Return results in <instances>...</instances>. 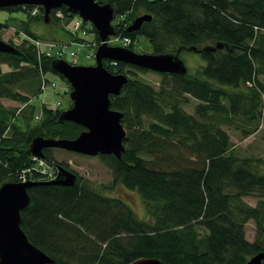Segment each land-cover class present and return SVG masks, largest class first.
Wrapping results in <instances>:
<instances>
[{"label":"trees","instance_id":"1","mask_svg":"<svg viewBox=\"0 0 264 264\" xmlns=\"http://www.w3.org/2000/svg\"><path fill=\"white\" fill-rule=\"evenodd\" d=\"M96 1L114 8L116 35L131 39L129 49L135 51L138 36L144 35L152 54L206 49L201 53L206 65L195 75L159 74L163 80L155 89L137 78L139 71H150L104 62L112 74L129 77L122 94L111 98V108L125 115L127 136L121 159L99 158L112 171V188L120 184L139 194L146 219L122 199L104 194L107 187L98 189L74 172V186L28 190L31 202L22 212V229L54 264H131L142 258L164 264H247L264 253V173L258 160L236 154L223 126L241 127L246 139L264 120V0ZM29 8L0 10L29 16ZM40 10L19 28L35 39H44L31 26L44 23ZM61 10L71 16L66 8ZM144 15L152 21L129 33L130 25ZM52 19L61 25L54 14ZM8 29L0 23L1 39ZM92 32L100 45L93 26ZM9 44L20 54L0 53V188L22 183L20 173L33 168L28 149L34 138L75 139L84 131L59 122L66 110L62 107L44 106L34 128L10 123L17 115L25 122L34 119L31 98L20 89L28 85L40 94L44 78L54 72L53 58L40 55L29 40ZM4 64L10 72H3ZM190 97L198 101L194 115L183 108ZM3 99L26 107L17 114L2 105ZM144 119L150 122L147 126ZM251 126L253 130L247 128ZM44 153L57 167L71 170L55 159L53 150ZM26 177V182H50L36 171ZM252 196L259 198L256 206L245 201ZM250 222L256 227L253 242L246 237Z\"/></svg>","mask_w":264,"mask_h":264},{"label":"water","instance_id":"2","mask_svg":"<svg viewBox=\"0 0 264 264\" xmlns=\"http://www.w3.org/2000/svg\"><path fill=\"white\" fill-rule=\"evenodd\" d=\"M36 6L44 10V24H54L52 12L66 8L73 15L90 23L101 42L96 51L95 65L77 66L66 60L52 61L54 73L63 77L71 87L72 107L63 111L59 122H71L84 128L75 139L36 137L32 140L28 154L46 159V149H59L86 157L115 156L121 159L125 153L124 141L127 131L122 123L124 114L111 108V98L122 94L129 82L123 74H112L105 61H117L157 74L184 76L188 68L181 60L182 51L201 54L206 49H179L176 54L136 53L122 46H111L109 40L116 36L113 25L115 10L110 4L96 0H0V9ZM151 15L137 18L128 32L139 31ZM0 53L19 55L15 46L0 38ZM58 176L50 182L6 183L0 188V264H54L44 252L35 247L22 229V212L31 202L28 190L39 185L74 186L77 175L58 165ZM131 264H164L158 259H138ZM247 264H264V253L252 257Z\"/></svg>","mask_w":264,"mask_h":264},{"label":"rangeland","instance_id":"3","mask_svg":"<svg viewBox=\"0 0 264 264\" xmlns=\"http://www.w3.org/2000/svg\"><path fill=\"white\" fill-rule=\"evenodd\" d=\"M28 20L29 16L24 12H10L7 10H0V23L9 26V30L4 31L2 40L7 43L12 41L16 45H19V41L17 40L18 38L16 37V30H19L22 22ZM77 20L78 16L75 15L72 20H63L61 22V25H58L56 23H50L46 25L42 22H32L31 26L33 32L44 37V39L46 38L51 40L63 41L64 39L69 38V31L72 27V24ZM88 25L91 24L88 23ZM56 30L64 38H58L55 32ZM92 37H95V35ZM114 38L115 37L111 38L110 44L113 43ZM137 44L141 47V52L144 51L147 54H152V46L146 36L139 35L137 38ZM73 51L79 52L78 47L67 46L65 49V52L68 54ZM84 52L85 50L80 52L81 56L78 60H76L77 65H84ZM180 58L188 68V73L190 75H195L197 71L201 69V67H204L206 65L201 54L188 50L182 51ZM68 61L73 62L71 58H68ZM92 64H95V62H93ZM2 69L3 72L11 71V68L7 64L2 65ZM45 78L49 82L55 83L56 87L53 88L51 83H49L43 92L36 95L32 91H30L28 85L20 89L23 94L30 96L32 106L30 107V110L33 111L34 109L35 115L42 113L41 109L43 107V104H45L46 107L55 108L58 103H61L63 105V109H67L71 104L70 95L66 94L65 92V88L68 87L66 81L56 73H49ZM137 78L143 83L154 87L155 89L160 88L163 80V77L161 75L151 71H139ZM260 79L262 82H264V76L260 77ZM33 86L35 87V85ZM197 104L198 101L190 97L189 103L183 105V108L188 114L194 115L195 107L197 106ZM22 105L23 104L15 106L14 108L7 107V109L17 112ZM24 119V116L17 115L15 119H13V117H10V123L14 121L17 126H20L22 128H26L28 125L32 128L38 126L34 119H29L26 122L24 121ZM241 120L243 121V119ZM144 123L147 126L150 122L149 120L144 119ZM223 128L229 133L231 140L236 147V154L242 158L253 157L256 161L258 160L259 162L257 163V165L260 168V171L264 173V120L260 122L259 130L246 139L243 138V129L241 127L238 128L236 125H225L223 126ZM247 128L249 130H253V126ZM53 155L58 162L67 163L72 172H75L80 177L88 180L94 187L98 189H101L102 186L107 187V189L103 190L104 194L125 201L129 206L132 207V209L140 219L147 218L145 205L137 192L128 190L120 184L116 185L113 188L111 187L113 183L112 171L104 164V162L99 157H86L59 149H54ZM245 201L252 206H256L259 198H256L255 196L246 197ZM255 235V224L253 222H250L246 225V237L250 242H253L255 240Z\"/></svg>","mask_w":264,"mask_h":264},{"label":"built area","instance_id":"4","mask_svg":"<svg viewBox=\"0 0 264 264\" xmlns=\"http://www.w3.org/2000/svg\"><path fill=\"white\" fill-rule=\"evenodd\" d=\"M31 16H38L40 14V9L38 7H34L29 10ZM55 18L58 20H64L66 15L62 11L55 12ZM71 41L68 44H58L50 41H42V40H33L32 43L35 45L37 52L41 55H45L49 58H57V59H66L71 58L73 60V64H76V60L81 56L80 52L85 50L83 60L84 65H92L95 61L96 50L99 46V43L94 40L92 37V29L89 25H87L82 19L78 18L72 24L70 29ZM23 38L30 39L27 35L22 33ZM19 42L22 39H17ZM131 39L128 37H115L113 40V45H121L124 47H128L131 45ZM67 46H75L78 47L79 52H71L70 54L65 52ZM140 48L136 47V51H139ZM113 66H117L119 62L115 61L111 63ZM47 82L45 79L43 80L42 89L44 90L47 87ZM52 87H56L55 83H51ZM61 104H58L56 107L59 108ZM42 119V114H39L35 117V120L39 122ZM35 165L32 169H28L20 173L19 179L22 183L27 181V175L32 171H36L37 173L42 174L47 181H53L58 176V169L54 165V163H50L44 159H40L37 157L32 158Z\"/></svg>","mask_w":264,"mask_h":264},{"label":"crops","instance_id":"5","mask_svg":"<svg viewBox=\"0 0 264 264\" xmlns=\"http://www.w3.org/2000/svg\"><path fill=\"white\" fill-rule=\"evenodd\" d=\"M56 32V35L58 36V38H60V39H62V38H64L57 30L55 31ZM66 40V41H65ZM69 40V38L68 39H64L63 41H61V42H67ZM1 103H2V105L5 107V108H7V107H12V108H14L15 106H19L20 105V103H18V102H14V101H11V100H8V99H3V100H1ZM8 105V106H7Z\"/></svg>","mask_w":264,"mask_h":264}]
</instances>
